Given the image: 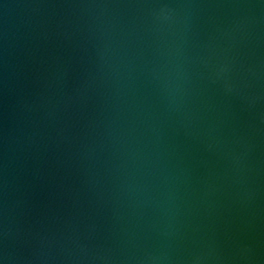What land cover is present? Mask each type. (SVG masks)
<instances>
[{
  "label": "water",
  "instance_id": "1",
  "mask_svg": "<svg viewBox=\"0 0 264 264\" xmlns=\"http://www.w3.org/2000/svg\"><path fill=\"white\" fill-rule=\"evenodd\" d=\"M0 264H264V0H0Z\"/></svg>",
  "mask_w": 264,
  "mask_h": 264
}]
</instances>
